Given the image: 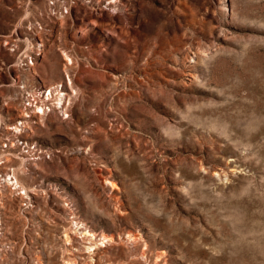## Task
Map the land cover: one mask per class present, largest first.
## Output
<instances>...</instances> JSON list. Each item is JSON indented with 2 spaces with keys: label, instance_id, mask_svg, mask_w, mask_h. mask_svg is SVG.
I'll list each match as a JSON object with an SVG mask.
<instances>
[{
  "label": "rangeland",
  "instance_id": "374dc122",
  "mask_svg": "<svg viewBox=\"0 0 264 264\" xmlns=\"http://www.w3.org/2000/svg\"><path fill=\"white\" fill-rule=\"evenodd\" d=\"M4 171L0 264H61L71 226L114 238L77 264H264V0H0Z\"/></svg>",
  "mask_w": 264,
  "mask_h": 264
},
{
  "label": "bare ground",
  "instance_id": "6f19581e",
  "mask_svg": "<svg viewBox=\"0 0 264 264\" xmlns=\"http://www.w3.org/2000/svg\"><path fill=\"white\" fill-rule=\"evenodd\" d=\"M55 1V0H54ZM116 2V1H115ZM56 3V2H55ZM61 6V3L59 4ZM58 6V5H57ZM66 7V6H65ZM55 10V9H54ZM59 10H61V8L57 9L56 8V14L59 15V16H62L63 14H61V12H59ZM51 13V12H50ZM62 18L61 20H63L64 17H60ZM64 21V20H63ZM62 22V21H61ZM62 50V55L64 56V62H65V67H64V70L66 73H68L69 77H70V72H71V67L73 66V59L71 58L70 59V53L69 51L65 48H61ZM71 52V51H70ZM71 60V61H69ZM66 84V82H65ZM69 84V87L66 88V89H63V92L66 94L65 96H63L64 93H61L59 94L58 91L62 90L60 89L59 87L55 86L54 88H51L48 87V90L50 93H52V96L55 98V99H58L61 103H62V107H64V111H71L70 108L72 107V104L73 102L75 101L76 99V94H74V91L75 90V85H74V82L72 81V78L70 77V80L68 82ZM59 86V85H58ZM68 86V85H66ZM27 87V86H26ZM29 87V85H28ZM30 88V87H29ZM68 89V90H67ZM22 93V92H20ZM37 93L33 92L31 89H26L22 95H21V101L23 103L22 107V110L21 111H28V112H32V117L36 116V121L38 122H41V123H46L45 120L49 117L50 114L52 113H49L47 112L46 110V106L50 103H52L53 105H56L53 103V97H49V98H43V97H39L36 95ZM56 107V106H55ZM36 108H43V114H40L37 112ZM36 110V111H35ZM23 112V113H24ZM61 112V111H60ZM58 113V112H57ZM71 115V114H70ZM24 118H25V115H24ZM26 120L22 121V123L24 125L26 124H31L30 119H27L25 118ZM43 123V124H44ZM9 126V124H6ZM19 123H16L15 127L16 129L20 128L19 127ZM14 126V125H13ZM92 128V127H91ZM97 128V127H96ZM23 134V130L20 129L16 132H12L11 133V136L14 137V139L17 141V138L19 135H22ZM87 136V135H86ZM85 136V137H86ZM88 137V136H87ZM85 139V138H84ZM11 140V139H10ZM14 141V140H12ZM12 143V142H11ZM15 142H13L14 144ZM258 146V145H257ZM7 151V150H6ZM5 152V150H4ZM24 155V154H23ZM24 162L28 163V164H31V165H34L36 166L40 161L38 159H36V157H29V156H26L24 159ZM40 165V164H39ZM8 167V166H7ZM11 167V166H10ZM241 168V167H240ZM239 168V169H240ZM9 169V168H8ZM14 170V169H13ZM216 171V170H215ZM214 172V171H213ZM14 174V178L13 179L11 177V173L9 171H4V173H1L0 172V184L1 185H5V186H8L9 190H11L13 193H16L17 195H19V197L23 200V199H26L27 196L29 194H27V188L22 185L17 176L15 175V173L13 172ZM19 185V188H17V186ZM114 183L111 182V187H114ZM14 187V188H13ZM17 190H14L13 189H16ZM21 189L24 190V193L21 192ZM1 199H0V203H1ZM30 207V206H29ZM39 207H37L38 209ZM116 209H119L118 207ZM121 209V208H120ZM73 230V227H66L65 228V233H64V239H62V246H66L67 244L70 245V248L68 249L69 253L70 254H66L64 255V257H67L66 258H63V261L61 264H77L79 258L81 257V252L78 253V251L80 250H85L87 253H89V257H90V262L91 261H94V259L96 257H98V255L100 254H103L104 252H101V251H104L103 247L107 246V244H112L114 241V238H112L111 236H108L107 234H102L100 235V237H98V235H96L95 232H92L90 229L86 230L85 232H80L81 234H83L84 236H86L87 238L86 239H83L82 238H78L77 233H78V230H74L73 232H71L70 230ZM77 229V228H76ZM75 232V233H74ZM79 234V233H78ZM131 238V237H130ZM133 239V238H132ZM86 241V242H84ZM117 243V242H116ZM6 245V244H5ZM19 245V244H18ZM55 245V244H54ZM8 247V246H7ZM16 247V246H15ZM8 250V249H7ZM67 250V249H66ZM58 252L61 253V247L60 249H58ZM63 253H65V251H63ZM102 256V255H101ZM34 257V256H33ZM101 258V257H100ZM36 259V258H35ZM39 259V258H37ZM35 260L37 261L36 264H40L38 262V260ZM81 259V258H80ZM97 260V259H96ZM89 261L86 262V263H82V264H93L90 263ZM96 263V262H95ZM97 264V263H96Z\"/></svg>",
  "mask_w": 264,
  "mask_h": 264
}]
</instances>
